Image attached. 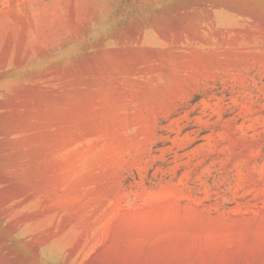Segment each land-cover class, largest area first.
Here are the masks:
<instances>
[{
    "label": "rangeland",
    "instance_id": "374dc122",
    "mask_svg": "<svg viewBox=\"0 0 264 264\" xmlns=\"http://www.w3.org/2000/svg\"><path fill=\"white\" fill-rule=\"evenodd\" d=\"M0 264H264V0H0Z\"/></svg>",
    "mask_w": 264,
    "mask_h": 264
}]
</instances>
